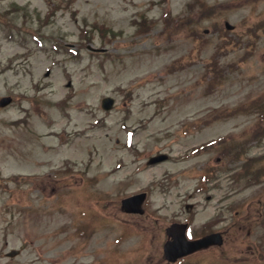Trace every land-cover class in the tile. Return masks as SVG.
Masks as SVG:
<instances>
[{"label": "rangeland", "instance_id": "374dc122", "mask_svg": "<svg viewBox=\"0 0 264 264\" xmlns=\"http://www.w3.org/2000/svg\"><path fill=\"white\" fill-rule=\"evenodd\" d=\"M5 98L0 264H264V0H0Z\"/></svg>", "mask_w": 264, "mask_h": 264}, {"label": "water", "instance_id": "95a60500", "mask_svg": "<svg viewBox=\"0 0 264 264\" xmlns=\"http://www.w3.org/2000/svg\"><path fill=\"white\" fill-rule=\"evenodd\" d=\"M225 27L231 29L227 22ZM10 102L9 98L2 99L0 105L4 106ZM113 105V99L110 97L103 98L101 106L105 110H109ZM145 194H139L125 198L121 201V209L124 212L142 213L143 209L141 204L143 203ZM186 224L174 223L166 228V235L168 240L163 245V253L166 260L173 262L180 257L188 255L198 250L206 249L210 246H219L222 243V239L219 233H211L205 235L199 239L188 240L185 237ZM16 251L9 253L10 256L15 255Z\"/></svg>", "mask_w": 264, "mask_h": 264}]
</instances>
